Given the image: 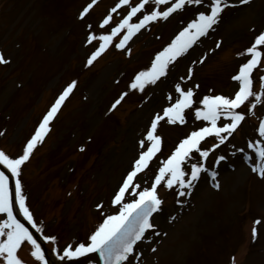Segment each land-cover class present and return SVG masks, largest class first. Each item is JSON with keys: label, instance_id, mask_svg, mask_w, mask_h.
I'll use <instances>...</instances> for the list:
<instances>
[{"label": "rangeland", "instance_id": "374dc122", "mask_svg": "<svg viewBox=\"0 0 264 264\" xmlns=\"http://www.w3.org/2000/svg\"><path fill=\"white\" fill-rule=\"evenodd\" d=\"M90 2L0 0V53L9 61L0 64V150L10 158L22 154L54 96L61 95L75 81L74 94L53 122V132L48 125L43 140L37 143L21 168L26 205L34 222L42 228L38 234L56 236L55 246L61 251L68 244L74 248L78 243H89V236L103 219L118 211L119 206L110 204L111 196L131 170L135 158L146 149L147 141L144 148L140 141L144 140L150 121L156 114H162L164 106H170L179 98L175 85L180 84L184 90L192 88L195 103L184 112V124L177 122L174 129L158 124L156 132L165 141L164 152H169L173 146L175 149L184 137L205 126L206 122L194 116L195 108L203 107L199 101L204 96L234 97L238 82L232 77L250 58L237 53L251 46L254 38L264 32V0H248L245 4L230 0L233 6L224 9L207 35L199 37L186 53L171 62L165 76L149 84L150 101L138 108L133 102L141 91L130 92L128 84L132 77L149 68L156 54L195 19L199 11L209 10L208 0H204L203 5L186 4L167 19L150 21L124 48L115 51L113 38L102 58L99 55L94 60L98 62L93 68L87 60L99 47V36L108 34L139 0H129V5L115 13H111V9L118 0H96L81 17L80 13ZM172 2L174 0L158 6L159 10ZM153 8L157 6L149 0L131 22H138ZM109 14L112 16L109 24L101 27L103 16ZM90 34L96 37L91 42L88 41ZM261 75L264 71L258 69L254 76L255 91L261 90ZM121 95L124 98L120 104L108 112L109 106ZM256 109L258 114L253 119L246 105L237 109L245 114V123L239 135L233 132L221 146H233L225 158H232L257 140L261 141L259 146L264 147V138L259 137L256 129V122L264 118V103ZM226 122L221 118L218 124ZM235 146L240 150L234 151ZM223 152L210 155L206 167L214 169V160ZM197 156L194 153L191 162L199 159ZM159 161L156 159L150 171L140 177L137 182L140 189L149 186ZM259 163L260 158L257 163L252 161L254 167ZM232 165H235L233 170L226 163L221 166L218 189L210 187L207 174L202 172L198 184L190 190L184 189L188 193L185 196H178V185H175L176 191L164 187L159 190L165 207L155 220L156 230L138 244L135 255L126 264H234L233 255L237 256L238 264H264V177L251 174L249 164H242L241 153ZM185 170H189L187 166ZM133 198L126 194L125 202ZM98 204L102 207L98 208ZM182 204L185 205L183 210L178 208ZM169 216L175 219L168 222ZM253 218L260 221L256 227L260 232L254 243L250 239ZM3 220L1 215L0 222ZM50 246L53 248L51 243ZM187 246L188 250H183ZM30 252L31 246L24 242L18 256L25 264H40ZM50 253L54 254L48 251L49 264L52 260L57 264H89V261L97 264L98 261L95 253L70 262H61Z\"/></svg>", "mask_w": 264, "mask_h": 264}, {"label": "snow or ice", "instance_id": "6c2138e0", "mask_svg": "<svg viewBox=\"0 0 264 264\" xmlns=\"http://www.w3.org/2000/svg\"><path fill=\"white\" fill-rule=\"evenodd\" d=\"M157 6L147 14H143L142 18L136 23L131 22V18L141 12L149 0H139L135 6L130 7L127 15L120 22L112 27L108 34L99 36V47L91 53L87 60V64L91 65L93 61L112 43V39L121 30H126L125 34L115 44L116 48H124L127 41L141 28L150 21L157 19H167L173 12L183 9L185 5H203L204 0H174L170 6L164 10H159L158 6L167 5L169 0H151ZM96 3L91 2L80 13L83 17L88 10ZM239 3H248V0H239ZM129 5V0H118V3L111 9V13H115L121 6ZM233 6L230 0H208V11H199L196 18L187 24L175 38L160 52H158L151 63V66L136 74L133 82L130 84L131 89L143 91L148 84H155L156 81L166 75L168 65L177 57L186 53L190 47L201 36L207 35L213 25L217 24L221 13L226 7ZM112 19L111 14L106 16L101 27L108 25ZM91 27V26H89ZM96 39L95 36L89 35L88 41ZM219 47V43H217ZM240 55H248L250 58L240 65L238 73L232 79L238 82V90L234 97L229 98L223 95H206L199 103L203 107H197L194 111L195 119L202 120L205 126L192 131L187 137L182 139L178 146L174 149L170 156L162 161L157 174L154 177L151 187L140 189V185L135 182L137 175L148 168L149 162L160 151L161 136L156 134L158 122L167 118L168 123L184 124V110L190 108L193 104L194 92L192 88L184 90L180 84L175 85V90L179 94V98L170 106L162 110V114H156L150 122V128L146 132L147 147L139 153L135 159L130 171L122 180L121 185L113 196L112 205L119 206L115 214L107 215L102 223L98 225L95 231L89 236V243H78L74 248L71 244L66 245L63 250H59L57 237L54 235H44L43 240L53 245L52 252L56 255L57 260L61 262L78 260L91 253L98 254L99 261L102 264H126L129 256L135 255L134 246L138 241L145 239V233L154 229L151 223L153 213L160 210L162 200L157 193V186L164 182V186L171 189L174 185H178V196L188 194L184 189L190 190L193 183L200 178L201 173H207L213 181H215L217 173L206 167V160L210 152L214 151L220 144H223L233 134L241 122L245 119V114L237 111L241 105L248 102V112L251 113L258 103H264V75L259 77L260 91L253 90V73L258 68L264 71L261 60L264 58V32H260L255 38L251 46ZM8 59L0 53V64L8 63ZM202 62V61H201ZM189 68V77L191 75ZM183 79V78H182ZM75 81L70 83L63 93L56 99L51 109L43 117L42 122L38 125L36 131L27 141L22 150V154L18 157L10 158L3 150H0V165L10 173L14 179V193L10 186V176L0 171V213L6 214V219L0 222V264H25L18 256V250L24 242L31 246L30 255L39 261L40 264H49L46 259V253L42 249L41 244L34 237L33 233L14 215V203L18 205L19 212L24 219L36 230L42 232V228L38 226L33 215L26 205V196L23 194V185L20 180L22 165L29 159L31 152L37 143L43 140L44 135L48 131V125L51 119L58 111L61 103L71 92ZM198 87V86H197ZM124 95H121L112 104V108H116L120 104ZM250 98H252L250 100ZM171 99V96H169ZM224 118L229 121L218 124V121ZM259 137L264 138V118L260 119L258 125ZM208 136H215L218 140L217 144L211 145L209 148H201L200 144ZM260 140L255 143H249V148H255L256 154L260 158L258 166L253 167V171L264 177V147L259 146ZM140 145L144 148L145 140L140 141ZM243 151V150H241ZM198 154V162H191L193 154ZM225 159L223 156L216 158L214 163ZM189 169L188 171L185 168ZM219 187V183L213 184ZM126 194L135 198L125 202ZM101 208L102 205H97ZM259 224L260 221H254ZM252 236L255 239L256 228L252 229ZM89 264H92L89 261Z\"/></svg>", "mask_w": 264, "mask_h": 264}, {"label": "bare ground", "instance_id": "6f19581e", "mask_svg": "<svg viewBox=\"0 0 264 264\" xmlns=\"http://www.w3.org/2000/svg\"><path fill=\"white\" fill-rule=\"evenodd\" d=\"M61 111H62V110H61ZM61 111H60V113H61ZM60 113H59V114H60Z\"/></svg>", "mask_w": 264, "mask_h": 264}]
</instances>
